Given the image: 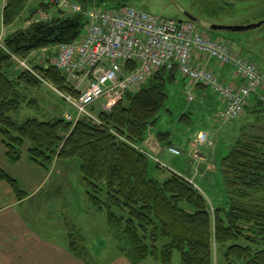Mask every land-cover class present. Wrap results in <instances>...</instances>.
<instances>
[{
	"label": "trees",
	"instance_id": "16d2710c",
	"mask_svg": "<svg viewBox=\"0 0 264 264\" xmlns=\"http://www.w3.org/2000/svg\"><path fill=\"white\" fill-rule=\"evenodd\" d=\"M27 1L8 0L2 15L4 27L20 18ZM72 1L83 9L116 10L130 6L132 0ZM48 10L42 3L30 11L27 27L7 35L0 48V136L9 159L17 161L20 149L28 143L29 159L43 169H49L54 158L62 162L75 160L86 183L89 203L105 214L117 250L134 263L152 260L170 264L177 253L180 264H214L215 248V253L222 251L224 264H264V130L259 136L245 130L220 159L218 171L226 201L212 208L193 183L151 166L148 158L130 146L143 143L156 123L168 99L166 87L175 80V69L156 72L109 112L97 113L99 126L86 120L71 125L62 118L21 124L13 121L12 116L19 113L25 100L22 86L33 87L39 81L24 71L17 79L8 76L7 69L14 65L11 55L26 60L34 51L72 43L85 25L83 15L61 12L54 13L48 22H33L37 14ZM33 68L58 91L71 93L53 66ZM250 100L244 113L251 104L250 114L262 111L251 121L256 124L264 120V104L256 94ZM162 136L169 134H159V140ZM151 170L166 172V177L161 181L152 179ZM0 181L9 183L17 197L23 196L1 170Z\"/></svg>",
	"mask_w": 264,
	"mask_h": 264
},
{
	"label": "built area",
	"instance_id": "2783aa9c",
	"mask_svg": "<svg viewBox=\"0 0 264 264\" xmlns=\"http://www.w3.org/2000/svg\"><path fill=\"white\" fill-rule=\"evenodd\" d=\"M7 1L0 0L2 7ZM45 4L50 11L37 14L33 22H48L56 12L80 14L85 19L78 40L54 48L53 67L64 77L71 93L53 90L75 111L73 116H64L71 125L86 120L99 126L93 112L97 102L99 112H109L127 94H134L162 69H175L193 87L201 86L212 92L223 105L219 115L221 121L239 119L253 94L264 103V73L224 44L206 38L192 22L158 18L131 6L116 10L105 7L83 9L72 0H47ZM51 10L55 12L52 14ZM3 41V35H0L2 49ZM11 59L39 79L27 62L13 55ZM199 59L203 64L196 63ZM208 61L230 68L241 83L231 85L222 81L207 68ZM192 100L188 98L189 102ZM196 144L212 146L211 137L200 133ZM130 146L163 169L147 151ZM166 152L174 157L180 156V151L173 147H167Z\"/></svg>",
	"mask_w": 264,
	"mask_h": 264
},
{
	"label": "rangeland",
	"instance_id": "374dc122",
	"mask_svg": "<svg viewBox=\"0 0 264 264\" xmlns=\"http://www.w3.org/2000/svg\"><path fill=\"white\" fill-rule=\"evenodd\" d=\"M46 1L47 0H28L23 12L20 14V18L8 27H4L2 24L3 11L8 3L5 7H2L0 3V35L1 32H3V39L9 34L26 28L28 25L27 19L30 17V11L36 9V7L38 8V5L42 3L45 4ZM130 6L152 16L173 20L175 22L187 21L188 19L186 16H191L195 19L196 22L194 23L198 27L199 32L206 36V38L219 41L231 52L242 55L264 72V24L260 28L237 33L216 32L203 29L200 26L201 23H204L219 27H245L256 25L261 22L264 23V0H132ZM54 12L55 11L51 10L52 14ZM54 48L55 47L34 51L25 58V61L31 67L39 66L43 69L49 66L52 67L55 57ZM209 62L211 61H208L207 64ZM214 64L217 65L216 63ZM217 66L220 67L219 65ZM6 73L8 76H13L17 79L21 73V68L14 64L7 69ZM174 73L175 80L173 83L167 85L165 91L168 99L158 114L156 123L149 128L143 143H141L139 147L143 148L144 146V148L149 149L152 153L154 147L162 146L167 141L170 142L180 151V156L175 157V159L183 163V166H185L184 169L189 168L190 176H192L193 179H189L188 181L194 184V178L198 173L200 174L199 178L196 179L197 186L194 185L197 190L204 195L209 207L222 206L226 201V194L223 188L222 178L218 171L220 159L228 154L245 130L247 134L253 136L262 135V131L260 130H264V120H260L256 124L251 122L252 119L261 115L262 111L250 114L253 108L251 104V108L249 107L250 109L248 108L245 113L243 112L244 114H242L239 119L231 122L221 121L219 115L222 113L223 105L217 97L214 96L212 92L202 87L191 89V84L188 80L180 77L177 71ZM47 83L51 85L49 82ZM37 85H39V83ZM35 86H30L29 88L22 86L26 101L24 100V103H22L19 113L12 116L13 121L18 124L33 119L48 121L56 114L57 116L63 117L65 111L72 116L75 114V111L54 94L49 87L40 85L39 88L35 89ZM142 87L143 86L140 88ZM202 92L206 94L202 95ZM201 96L206 102L202 101ZM189 97L193 98V101L189 102ZM249 101L251 102L250 98L247 105L250 104ZM37 104L41 110L35 109V105ZM95 106L96 109L93 112L97 116L96 113L99 112V102H97ZM251 126L252 128H250ZM241 129L244 130L241 131ZM164 133H168L169 136H162L159 140L158 135ZM199 133H207L211 137L212 146L205 147L197 145L195 139ZM65 136L62 135L63 138ZM0 144L8 151L6 145L2 143L1 136ZM28 147L29 144L25 143L20 149V155L24 149L26 150L27 156H29L27 153ZM200 153L208 155L209 159L207 163H205V167H203L201 163L202 155ZM72 161L75 162V160ZM57 162L58 160L54 158L50 167L55 168ZM150 164L151 166L155 165L153 161H151ZM161 165L164 170L173 173V171H170L168 167L162 163ZM152 172L151 170L149 176L153 179L155 177ZM201 175H203V178ZM157 180L161 181L162 179ZM68 182L72 183L73 186L82 191V193L86 190L85 182L81 180L80 174L79 176L77 174L76 179H70ZM83 203H85L84 200H82V204ZM86 203L89 205L88 201H86ZM89 208L91 212H89L87 216L79 217L75 211L66 214V216L69 217L74 228L77 230L81 229V225L84 226L87 221L93 219L98 232L102 233V237H99V240L105 244L106 249L104 253H110L113 250L112 245L109 244L112 238L110 236V228L107 224L105 214L98 211L94 212V208L91 205H89ZM88 218L90 220H88ZM89 224L84 228L90 231ZM83 236L86 237V241L89 242V244L91 241H94L90 235L87 236V234H84ZM98 244H95V247L98 246ZM73 245H75V242ZM107 248L108 251H106ZM221 252L220 250H216L215 253L214 248V264H224V262H222ZM108 255V258H111V255ZM149 262L155 263L152 260H149ZM170 264H180V258L177 253H174Z\"/></svg>",
	"mask_w": 264,
	"mask_h": 264
},
{
	"label": "crops",
	"instance_id": "0c3cea01",
	"mask_svg": "<svg viewBox=\"0 0 264 264\" xmlns=\"http://www.w3.org/2000/svg\"><path fill=\"white\" fill-rule=\"evenodd\" d=\"M202 62V59L196 61L199 65L203 64ZM206 65L222 81L231 85L241 83L229 68L218 67L212 61ZM40 85L49 87L59 97L53 88L44 82L34 88H39ZM190 88L196 89L193 86ZM205 94L202 92V95ZM202 101L205 99L202 98ZM35 109L41 110L38 104L35 105ZM65 115H67L66 111L63 117L56 114L49 120L63 119ZM167 147L176 148L168 141L162 146L154 147L152 153L144 146L141 148L148 150L152 157L168 167L170 171L187 180L193 179L189 168L184 169L185 166L181 161L165 151ZM200 154L202 155L201 163L205 167L209 159L208 155ZM0 170L14 181L17 189L23 194L22 197H17L9 183L0 181V264H157L149 261L134 263L129 256L120 254L111 229L112 240L109 244L112 245L113 250L109 251L110 253H104L105 244L99 240L102 233L98 232L93 219L88 218L90 221H87L84 226L81 225L79 230L74 228L66 214L75 211L79 217H84L91 212L87 187L82 193L68 182L70 179H76L77 174L79 176L76 162L58 161L55 168L43 169L29 160L24 149L17 161H11L7 156V150L0 144ZM167 173L155 170L153 176L163 179ZM199 176L198 173L193 180L195 185ZM201 176L203 178V175ZM81 180H83L82 177ZM81 199L85 203L82 204ZM94 212L97 211L94 210ZM87 224L90 231L84 228ZM84 234L90 235L94 241L89 244ZM74 242L75 246L72 248L71 244ZM95 244L98 246L95 247ZM108 254L111 258H108Z\"/></svg>",
	"mask_w": 264,
	"mask_h": 264
},
{
	"label": "water",
	"instance_id": "95a60500",
	"mask_svg": "<svg viewBox=\"0 0 264 264\" xmlns=\"http://www.w3.org/2000/svg\"><path fill=\"white\" fill-rule=\"evenodd\" d=\"M187 19L191 22H196L195 19H193V17L191 16H186ZM264 23H258L256 25H252V26H245V27H219V26H211V25H207L204 23H201L200 26L203 29L206 30H211V31H216V32H229V33H237V32H246V31H251L253 29H257L260 28Z\"/></svg>",
	"mask_w": 264,
	"mask_h": 264
}]
</instances>
